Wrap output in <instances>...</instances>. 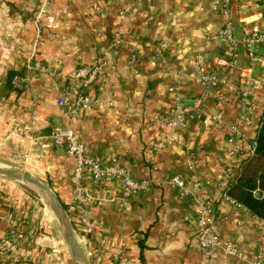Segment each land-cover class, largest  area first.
I'll use <instances>...</instances> for the list:
<instances>
[{
    "label": "crops",
    "instance_id": "1",
    "mask_svg": "<svg viewBox=\"0 0 264 264\" xmlns=\"http://www.w3.org/2000/svg\"><path fill=\"white\" fill-rule=\"evenodd\" d=\"M43 1L0 0V166L42 181L65 210L71 206L73 161L62 145L44 136L68 122L57 98L64 86L71 96L83 90L73 78L75 70L104 60L96 80L84 88L99 102L72 122L87 152L126 167L137 178L156 181L191 173L185 164L190 153L196 164L193 173L207 195L227 159L226 131L211 116L218 113L226 123L238 122L240 100L231 84L248 67L252 75L264 78V44L252 47L255 61L247 57L246 48L238 51L226 83L198 105L202 86L194 64L201 61L208 68L228 56L219 36L221 0H47L39 29L35 15ZM133 6V20L120 13ZM230 8L241 37L254 26L264 32V0H230ZM118 32L115 47L112 40ZM30 54L33 67L27 69ZM11 72L27 77L23 91L10 85ZM217 91L224 93L221 106ZM259 96L264 106V90ZM176 97L187 113L179 133L182 142L159 148L157 142L169 132L154 116L168 117ZM258 121L255 116L243 125L248 135L255 133ZM25 155L27 163L22 161ZM85 184L89 217L98 227L99 256L87 255L99 245L91 234L83 235L72 215L70 219L89 264H247L199 246L193 202L175 187L154 183L148 192L123 203L120 179L95 187L87 176ZM213 214L220 237L233 242L244 258L253 256L261 239L258 217L223 199L215 203ZM13 228L23 236L12 239ZM2 243L0 264H74L62 228L44 200L20 182L0 177Z\"/></svg>",
    "mask_w": 264,
    "mask_h": 264
},
{
    "label": "built area",
    "instance_id": "2",
    "mask_svg": "<svg viewBox=\"0 0 264 264\" xmlns=\"http://www.w3.org/2000/svg\"><path fill=\"white\" fill-rule=\"evenodd\" d=\"M47 6L48 2L44 0L37 9L35 24L39 29L42 17L47 14ZM120 13L127 14L128 17L133 20L137 14V7L133 6L128 11H121ZM220 13L223 17V25L219 31V36L226 43L228 56L218 59L212 67L208 68L204 67L201 61H197L194 64L193 69L202 86L198 105L202 104L207 96L213 95L217 86L226 83V76L235 67V57L241 45L246 48L247 57L255 61L258 60V58L254 54L252 47L256 44H264V32L257 26H254L247 36L241 38L237 37L231 18L230 0L220 1ZM119 43L120 32L113 38L112 46L116 47ZM159 56L160 52L158 53V57ZM31 61L32 55H27V69L33 67ZM135 61L136 56L132 54L130 58L131 64H135ZM104 64L105 62L102 60L92 67L80 66L75 70L73 78L80 83L83 90L71 96L67 92L66 86H64L63 91L57 98V104L65 108L68 122L54 128L44 136L52 144L62 145L66 156L72 159L74 164L72 170L73 199L71 206L66 210L69 218L71 217L70 215H72L73 222L82 230L83 235L87 236L91 234L94 240L97 241L95 244L99 245L98 227L89 217L91 201L87 192L85 178L89 176L92 185L95 187L116 178L120 179L121 200L123 203L126 202L130 196L138 192H148L154 183L160 184L162 182L175 187L181 196L191 198L193 202L195 236L202 249L206 250L208 253L219 251L230 256H235L245 261L247 264H264L263 218L257 216L261 226V239L255 253L249 258H244L233 242L223 240L220 237L217 230L216 219L213 214L214 205L220 199L227 201L232 206L248 210L247 207L229 196L227 190L229 185L235 180V171L239 164L243 159L254 154L256 149V132L259 127V121L253 135H248L243 129V125L250 122L255 116H259L260 120L264 113V106L261 104L262 99L259 96V93L264 90V78L252 75L251 68L248 67L242 72L238 80L232 82L231 88L238 95L240 100L238 104V122L226 123L218 113L211 116L213 123L222 126L226 131L225 142L227 145V159L222 166L220 178L212 190L206 195L202 193L203 184L201 180L193 173L196 164L190 153H187L185 164L187 170L191 171V173H176L164 181H156L148 178H137L126 167L105 163L98 156L91 155L87 152L85 144L77 137L72 127V122L80 115L87 114L91 106L99 102L98 99L89 96L84 91V88H87L96 80ZM40 70L43 71L44 68L41 67ZM26 80L27 77L14 75L12 78L13 88L17 92L23 91L26 88ZM223 100V91H217L216 101L219 106H221ZM261 106L263 107V111L259 113V108ZM154 119L159 121L160 126L169 132L165 139L157 142V147L162 148L170 143L182 142L179 133L182 126L186 124L187 113L183 103L178 97H176L172 105L169 106L168 117L163 119L154 116ZM22 161L23 163H27L28 156H22ZM9 233L12 239L23 236L16 228L11 229ZM3 243L0 244V254L3 252ZM100 249V245L96 246L93 250H89L87 255H95V257H97L101 253Z\"/></svg>",
    "mask_w": 264,
    "mask_h": 264
},
{
    "label": "trees",
    "instance_id": "3",
    "mask_svg": "<svg viewBox=\"0 0 264 264\" xmlns=\"http://www.w3.org/2000/svg\"><path fill=\"white\" fill-rule=\"evenodd\" d=\"M13 76L14 73L11 72L8 78L10 85ZM262 172H264V113L256 132L255 152L239 164L235 171V180L227 190L229 196L264 219V179L259 177Z\"/></svg>",
    "mask_w": 264,
    "mask_h": 264
},
{
    "label": "water",
    "instance_id": "4",
    "mask_svg": "<svg viewBox=\"0 0 264 264\" xmlns=\"http://www.w3.org/2000/svg\"><path fill=\"white\" fill-rule=\"evenodd\" d=\"M235 33L238 38H241L238 28H236ZM239 49V51L242 52V45L239 47ZM0 177L21 182L28 185V187H32V189L34 188L38 190L43 195V197H45L49 207L56 217L57 223L62 228L63 235L71 252L74 264H89L88 259L79 244L67 211L59 202L54 191L49 186L28 174L3 166H0ZM259 177L260 179H264V172H262ZM259 193L260 192L258 191L257 194ZM49 243L56 245L53 242Z\"/></svg>",
    "mask_w": 264,
    "mask_h": 264
},
{
    "label": "rangeland",
    "instance_id": "5",
    "mask_svg": "<svg viewBox=\"0 0 264 264\" xmlns=\"http://www.w3.org/2000/svg\"><path fill=\"white\" fill-rule=\"evenodd\" d=\"M24 173V172H23ZM26 174V173H25ZM21 183V182H20ZM21 184H23V183H21ZM23 185H25V186H27L28 187V185H26V184H23ZM29 188H31L32 189V187H29ZM32 190H35L37 193H38V195L44 200V202L48 205V203H47V201H46V199H45V197H43V195L38 191V190H36V189H32ZM49 206V205H48ZM50 208V207H49ZM51 209V208H50ZM53 212V211H52ZM54 214V213H53Z\"/></svg>",
    "mask_w": 264,
    "mask_h": 264
}]
</instances>
